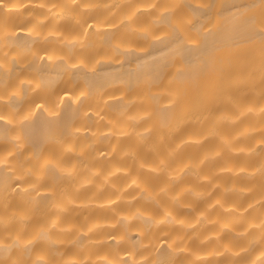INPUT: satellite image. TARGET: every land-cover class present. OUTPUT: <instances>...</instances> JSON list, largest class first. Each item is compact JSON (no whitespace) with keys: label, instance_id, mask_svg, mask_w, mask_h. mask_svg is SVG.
<instances>
[{"label":"bare ground","instance_id":"obj_1","mask_svg":"<svg viewBox=\"0 0 264 264\" xmlns=\"http://www.w3.org/2000/svg\"><path fill=\"white\" fill-rule=\"evenodd\" d=\"M262 141L264 0H0V220L9 221L0 264H33L37 254L47 264H127L142 239L140 264H187L190 255L172 251L179 226L142 237L147 220L127 219L161 215L149 194L165 173L141 171L140 187L119 199L97 190L99 175L81 186L93 170L134 172L171 149L170 169L219 153L201 174L244 193L217 187L197 205L221 199L231 209L217 205L202 235L228 223L243 236L226 231L204 245L185 236L187 247L203 264H252L264 251ZM112 181L129 183L122 172ZM193 184L185 171L170 191Z\"/></svg>","mask_w":264,"mask_h":264},{"label":"clouds","instance_id":"obj_2","mask_svg":"<svg viewBox=\"0 0 264 264\" xmlns=\"http://www.w3.org/2000/svg\"><path fill=\"white\" fill-rule=\"evenodd\" d=\"M261 143H264V141H262ZM178 147L179 145H177V148ZM230 151L235 154L237 150L230 148ZM129 154L130 153L125 152L122 154V156H127ZM174 154L175 149L169 150L167 156L161 158L156 164H146L143 161H137V166L134 172L131 169L117 168L115 171H110L107 174L101 175L97 170H93L91 177L85 180L81 186L83 187L88 184L94 183L95 177L99 175L100 182L97 184V190L99 191L104 187H109L113 190V192L119 199L123 198V193L127 187H131L132 185L140 187V185L138 184V177L141 171L148 170L157 174L165 173L168 177V183L161 186L157 191L149 194L151 200L155 203V206L160 210L161 215L157 217L152 212L138 211L137 213H134L133 216L127 217V219L131 220L139 215L143 216L147 220V224L145 225L144 231L142 232V237L146 234L147 229L158 227L160 224H167L170 229L179 226L182 231L177 235V246L172 248L174 255H177L180 252H184L191 256V259L187 261V264H203L207 257L198 251H193L192 249L188 248L185 236H187L189 240L193 238L198 239L199 243L201 245H204L208 241L212 240L213 237H215L217 242L219 243L220 236L226 231L230 232L233 238L243 236L245 232L237 231L228 223H219L217 231L202 235L203 230L207 228L208 225L217 223L215 219L211 218L212 211L217 205H219L223 211H231V209L225 208L221 199H216L213 202L207 203L203 209H199L197 205L200 201L207 200L212 195V191L217 187L221 188L223 195H227L230 193H239L242 196L244 193L234 185L225 187L223 185L213 183L209 177L201 174L200 166L204 163V161L214 159L216 155H219V153H211L205 155L204 158L197 164L185 165L184 167L179 169H170L168 167L167 161L170 160L174 156ZM131 155H133V157L135 156L134 153H131ZM185 171H188L192 175L193 179L195 180V184L185 186L176 192L170 191L172 184L178 182L181 178V175ZM117 172H122L128 176L129 183L127 185L120 186L116 183H113L112 178L117 174ZM205 181H207L210 185L207 189H201L197 187V185ZM141 191L143 192L145 190L141 189ZM186 195H189L191 197L190 202H186L183 199ZM162 197L166 199V203L162 202ZM188 214H193L195 217L194 221L191 223H185L184 217ZM7 223H9L8 220H0V226H6ZM262 224H264V221H262ZM189 232H191V236H188ZM122 239L127 238L122 237ZM136 244V247L130 249V259L127 264H140V262L135 259V254L145 245L143 243V239L139 242H136ZM181 244L184 246H180ZM249 247H251V245L246 248H242L240 251H248ZM0 249H5L6 251V246L4 244H0ZM224 251L231 252V249L225 246ZM233 255H239V253H234ZM261 258H264V251L260 252L257 260H254L252 264H257V261L261 260ZM33 264H47L46 257L37 254L36 258L33 261ZM64 264H78V262L75 260V258H68L66 261H64ZM79 264H83V262H79ZM105 264H125V262L118 258H114L112 260H108L107 258H105ZM144 264H152V262L149 260H145Z\"/></svg>","mask_w":264,"mask_h":264}]
</instances>
